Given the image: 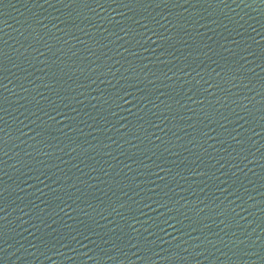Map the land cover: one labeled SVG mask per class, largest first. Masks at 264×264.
<instances>
[{"label": "water", "instance_id": "1", "mask_svg": "<svg viewBox=\"0 0 264 264\" xmlns=\"http://www.w3.org/2000/svg\"><path fill=\"white\" fill-rule=\"evenodd\" d=\"M0 264H264V0H0Z\"/></svg>", "mask_w": 264, "mask_h": 264}]
</instances>
